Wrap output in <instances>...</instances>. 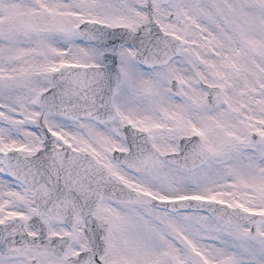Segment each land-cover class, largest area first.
<instances>
[{"label": "snow or ice", "instance_id": "6c2138e0", "mask_svg": "<svg viewBox=\"0 0 264 264\" xmlns=\"http://www.w3.org/2000/svg\"><path fill=\"white\" fill-rule=\"evenodd\" d=\"M0 264H264V0H0Z\"/></svg>", "mask_w": 264, "mask_h": 264}]
</instances>
